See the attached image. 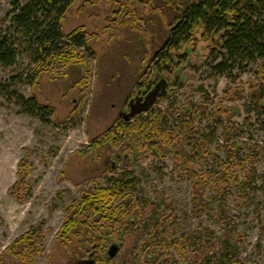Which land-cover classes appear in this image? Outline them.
I'll use <instances>...</instances> for the list:
<instances>
[{"label":"rangeland","instance_id":"obj_1","mask_svg":"<svg viewBox=\"0 0 264 264\" xmlns=\"http://www.w3.org/2000/svg\"><path fill=\"white\" fill-rule=\"evenodd\" d=\"M146 1L138 6L141 16H129L133 23L128 24L126 12L115 21L107 0H75L62 24L65 34L87 29V46H74L81 63L44 72L36 86L27 76L39 60L30 54L21 53L14 66L0 68V264H26L17 257L19 249L11 247L32 230L44 235L33 264L92 262L96 253H91L93 258L87 253L92 246L81 227L78 233L59 237L69 217L67 207L80 201L95 183L111 187V178L124 177L137 180L124 195L132 194L130 206L140 211V220L121 234L122 244L119 240L105 243L108 253L111 246L119 247L116 264H183L173 248H163L152 258L148 255L154 244L182 241L188 254L204 247L192 264H264V108L258 104L263 92L260 87L255 92L247 87L251 80L257 84L256 66L216 77L209 53L202 47L206 45H199L189 63L169 75L174 80L178 74L182 85L173 87L168 101L155 107L165 113L172 129L182 127L183 120L194 121L198 128L194 140L211 139L209 150L223 162L233 155L225 141L229 121L201 120L198 110L202 105L214 109L221 102L235 108L231 122L240 149L234 171L249 170L253 160L254 181L244 186L234 183L227 191L208 189L207 201L213 210L201 217L193 214L188 164L177 168L172 157L135 151L119 153V159L108 147L82 153L126 112L124 105L137 83L146 78L145 72L149 74L150 61L167 38L168 21ZM12 2L0 3V34L9 31ZM87 67L91 68L89 78L80 82ZM229 85L244 87L245 98L225 101ZM33 98L50 108L32 111L27 103ZM27 150L32 191L21 203L13 197V187L20 181L18 166ZM184 151L194 172L203 168L220 185L226 182L220 164L206 157V150L195 153L186 145ZM127 172L132 175L126 176ZM220 205L228 208V216L219 218ZM210 238H216L212 247Z\"/></svg>","mask_w":264,"mask_h":264},{"label":"trees","instance_id":"obj_2","mask_svg":"<svg viewBox=\"0 0 264 264\" xmlns=\"http://www.w3.org/2000/svg\"><path fill=\"white\" fill-rule=\"evenodd\" d=\"M2 0H0L1 3ZM75 0H13L12 11L9 14L10 28L6 34H0V68H8L17 63L21 53H28L34 59H38V65L27 77L32 79V85L36 86L41 75L52 69L67 67L73 63H81L76 48L87 46L85 37L88 36L85 27L77 28L70 34H65L63 20ZM112 6V14L115 21L126 12L125 23L132 24L133 19L141 16L138 6L143 0H107ZM131 8H128V5ZM154 13L163 14L168 21V32L160 51H158L148 66L149 74L145 72V79L140 80L128 101L142 92L149 93L164 76L171 89L179 87L180 76L175 79L170 74L177 73L183 64L189 63L191 55L199 45L209 53L211 59V71L216 77H224L235 69L247 70L256 66V79L247 83V87L255 92L260 87L263 95L259 98V105L264 108V0H147ZM94 35H89V38ZM90 49V48H88ZM91 68L84 70V79L89 78ZM142 77V78H144ZM168 87V97L171 89ZM86 92V89H84ZM225 101L234 102L242 100L246 96L244 87L226 89ZM21 101L26 102L23 96L15 94ZM162 98L161 102L168 101ZM159 103V104H160ZM224 102L214 109L208 110L202 105L198 110L201 120H215L219 122L229 121L225 132V141L229 145L228 152L233 155L230 160L223 162L217 158L211 150V139L200 138L194 140L195 122L183 120V126L172 129L165 113L155 109V105L147 116L142 114L130 122L117 119L113 125L104 132L92 144L83 151V154L109 148L113 153H144L147 156L172 157L175 167L186 166L188 176L192 181V209L195 216L201 217L204 213L213 210V206L207 201L208 189H220L227 191L232 184L240 186L251 184L254 181L255 162L250 160L249 170L243 173L234 171L235 155L239 152V142L235 139V129L231 119L235 115V108L223 106ZM127 104V103H126ZM32 111L42 107L37 99L28 101ZM174 105V101L170 102ZM247 111L251 108L246 104ZM33 113V112H31ZM232 141V142H231ZM188 145L190 150L197 153L206 150L205 156L220 164V173H224L225 181L221 185L217 179L211 177L210 171L200 168L194 172L190 165V157L184 151ZM30 151H26L25 157L19 163L20 181L13 187V197L18 202H24L31 193L30 181L32 165L29 163ZM185 168V167H184ZM202 173V174H201ZM132 174L127 172L126 176ZM111 178V187H102L94 184L92 190L84 192L80 201L70 204L69 217L64 223L59 237H68L78 233L81 227L84 236L92 250L87 253H96L100 264H116L117 259H108V250L105 243L120 241L130 230L134 222L140 220V211L130 206L133 201L132 194L124 195V190L134 189L137 180ZM219 218L228 216V208L219 206ZM102 226H99L100 224ZM118 226L120 227L119 230ZM44 235L37 230L24 234L16 241L11 249L18 250L17 257L26 264H33L36 256L41 253ZM209 245L216 241L208 239ZM184 241L153 245L149 252V258L159 254L163 248H173L178 251L183 264H192L200 257L199 251L188 254ZM166 246V247H165ZM82 249L86 247L82 244ZM97 248V251L95 250ZM94 249V250H93ZM213 253V252H212ZM89 256V255H88Z\"/></svg>","mask_w":264,"mask_h":264},{"label":"water","instance_id":"obj_3","mask_svg":"<svg viewBox=\"0 0 264 264\" xmlns=\"http://www.w3.org/2000/svg\"><path fill=\"white\" fill-rule=\"evenodd\" d=\"M182 85L180 82L179 86ZM168 80L162 76L160 82H158L155 87L147 93L145 98L143 97H135L131 99L129 102V112L121 113L118 119H123L126 122L132 121L134 118L146 114L151 111V109L161 102L162 98L168 97ZM119 251V247L117 245L111 246L108 253V259L115 258L116 254ZM87 264H94V262H89Z\"/></svg>","mask_w":264,"mask_h":264},{"label":"flooded vegetation","instance_id":"obj_4","mask_svg":"<svg viewBox=\"0 0 264 264\" xmlns=\"http://www.w3.org/2000/svg\"><path fill=\"white\" fill-rule=\"evenodd\" d=\"M171 89V86L169 87V90ZM173 89V88H172ZM171 89V90H172ZM147 95V93H145V92H142V93H140L139 95H136V96H134V97H143V98H145V96ZM132 99V98H131ZM131 99L128 101V103L126 104V105H124V109H125V111L126 112H124L125 114L126 113H128L129 112V102L131 101ZM119 154H118V156H117V158H119ZM120 159V158H119ZM90 257H92L91 255H90ZM93 258V257H92ZM92 261L94 262V264L96 263V264H100L98 261H97V256L95 255V258H93L92 259Z\"/></svg>","mask_w":264,"mask_h":264},{"label":"bare ground","instance_id":"obj_5","mask_svg":"<svg viewBox=\"0 0 264 264\" xmlns=\"http://www.w3.org/2000/svg\"><path fill=\"white\" fill-rule=\"evenodd\" d=\"M137 118V117H136Z\"/></svg>","mask_w":264,"mask_h":264}]
</instances>
